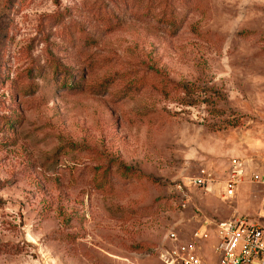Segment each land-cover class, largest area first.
<instances>
[{"label": "rangeland", "instance_id": "obj_1", "mask_svg": "<svg viewBox=\"0 0 264 264\" xmlns=\"http://www.w3.org/2000/svg\"><path fill=\"white\" fill-rule=\"evenodd\" d=\"M253 173L264 0H0V264H167L171 231L216 264Z\"/></svg>", "mask_w": 264, "mask_h": 264}, {"label": "built area", "instance_id": "obj_2", "mask_svg": "<svg viewBox=\"0 0 264 264\" xmlns=\"http://www.w3.org/2000/svg\"><path fill=\"white\" fill-rule=\"evenodd\" d=\"M243 162L236 161L231 167L229 178L225 180L224 194L232 197L236 194L237 187L243 182L245 175ZM251 182L264 185V175L253 173ZM213 178L210 172L204 169L201 175L193 178V183L200 187L211 189ZM214 242L212 249L217 257L216 264H264V213L259 221L243 217L227 220L215 225ZM169 239L175 243V250L161 252V258L167 264L180 261L181 264H202L195 246L180 243L175 231H171ZM196 239H208L207 231H196ZM178 243V244H176Z\"/></svg>", "mask_w": 264, "mask_h": 264}, {"label": "crops", "instance_id": "obj_3", "mask_svg": "<svg viewBox=\"0 0 264 264\" xmlns=\"http://www.w3.org/2000/svg\"><path fill=\"white\" fill-rule=\"evenodd\" d=\"M238 187H239V186H238ZM238 187H237V188H238ZM236 190H237V189H236Z\"/></svg>", "mask_w": 264, "mask_h": 264}]
</instances>
